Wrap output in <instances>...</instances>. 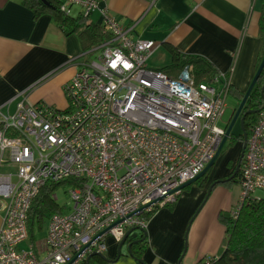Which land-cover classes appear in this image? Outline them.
Wrapping results in <instances>:
<instances>
[{
    "label": "built area",
    "instance_id": "2783aa9c",
    "mask_svg": "<svg viewBox=\"0 0 264 264\" xmlns=\"http://www.w3.org/2000/svg\"><path fill=\"white\" fill-rule=\"evenodd\" d=\"M106 2L60 6L66 15L70 8L84 17L97 12L109 37L79 55L63 87L66 108L21 102L13 115L0 110V151L14 168L0 174V264H79L89 253L102 254L107 238L120 242L131 229L145 230L148 216L175 203L178 188L204 170L225 136L231 118L218 124L227 109V78L197 81L191 65L172 75L150 69L154 42L133 40L132 28L120 25ZM237 175L231 220L244 204L264 199V108L249 129ZM67 180L77 183L67 187L69 208L48 219L32 246L33 199L45 184ZM51 198L56 202L55 193ZM23 243L28 250L19 249Z\"/></svg>",
    "mask_w": 264,
    "mask_h": 264
},
{
    "label": "crops",
    "instance_id": "0c3cea01",
    "mask_svg": "<svg viewBox=\"0 0 264 264\" xmlns=\"http://www.w3.org/2000/svg\"><path fill=\"white\" fill-rule=\"evenodd\" d=\"M105 5L120 25L132 28L133 40L154 42L153 54L160 49L170 57L169 46L180 54L205 59L227 78L228 95L240 104L261 52L259 22L264 0H107ZM89 21L98 25L99 14L92 13ZM84 53L79 38L66 35L50 15H34L19 0H0L2 113L13 115L21 102L64 110L63 87L75 75L79 55ZM4 153L0 151V160ZM232 161L230 170L238 160ZM6 162L0 163V170L10 165ZM226 169L225 164L213 173L212 167L208 179L193 183L198 187L191 184L179 192L174 204L153 212L145 230H134L137 237L130 236L135 241L145 233L140 253L143 264H200L223 253L226 235L219 216L235 207L239 188L232 193L216 185L209 189L228 177ZM1 219L0 208V226ZM118 244L111 237L106 239L102 255L109 264H139L127 254L126 242L116 261ZM89 264L108 263L93 257Z\"/></svg>",
    "mask_w": 264,
    "mask_h": 264
},
{
    "label": "trees",
    "instance_id": "16d2710c",
    "mask_svg": "<svg viewBox=\"0 0 264 264\" xmlns=\"http://www.w3.org/2000/svg\"><path fill=\"white\" fill-rule=\"evenodd\" d=\"M21 5L31 10L34 15L48 14L53 21L60 27L66 35H76L81 43L83 51L97 47L107 40L108 33L101 26L93 24L89 21V16L84 17L83 14L77 12L66 15L60 11V6L65 0H19ZM259 31L261 35L262 45L259 58L256 63V71L264 56V5L259 22ZM170 55V64L163 70H158L166 75L171 72L181 70L183 67L191 65L193 74L197 81L203 78L216 76V69L205 59L197 56H188L178 53L173 48L167 46ZM264 94V68L261 71L258 80L246 102L247 108L252 109L255 113L249 117V123L245 124L244 130L247 135L250 127L255 123L258 113L262 107L261 90ZM230 91V90H229ZM241 137V135H240ZM210 170L202 177L206 179ZM228 175L226 180H222L219 184L228 185L236 180L238 184V175L230 179L232 175ZM203 180V182H204ZM76 180H67L56 184H45L33 199L27 214V229L29 243L33 246L40 232L43 229L45 221L54 214L64 213V208L59 207L51 196L56 190L62 186L69 187L76 185ZM218 185V184H217ZM150 216H148L149 218ZM221 224L225 227L226 244L223 253L213 260L212 264H264V199L262 201H249L244 204L235 220H231L226 215L219 216ZM137 244H133L135 240L129 236L126 244H131V257L141 264V254L145 246L144 235L139 236ZM42 238V237H40ZM39 238V239H40ZM141 261V262H140ZM82 264V263H81ZM85 264V263H84Z\"/></svg>",
    "mask_w": 264,
    "mask_h": 264
},
{
    "label": "rangeland",
    "instance_id": "374dc122",
    "mask_svg": "<svg viewBox=\"0 0 264 264\" xmlns=\"http://www.w3.org/2000/svg\"><path fill=\"white\" fill-rule=\"evenodd\" d=\"M77 11L73 8L72 9V13H76ZM95 19V14L94 16L91 17V20ZM98 53H95V54H92L91 56L88 57V59L90 61H94L96 60V57L98 56ZM170 64V57H168V55L166 53H163L162 51L160 52V49H157L155 51V53L149 58V60L147 61V65L150 69L152 70H163L164 68H166L168 65ZM225 103H226V112L224 113V115L222 116V119L221 121L219 122L218 126L223 128L229 121V119L231 118V115H232V110H235L239 104H237V101L236 99H234L233 96H231L230 94L226 97V100H225ZM240 133L242 134L241 132V128H240V121L237 120L236 123L234 124V126L232 127V130H231V133L229 135V138L226 140L218 158L216 159L215 161V164L213 166V173L216 172V170H222L224 169V166L225 164L227 163V168L226 169V172L227 170L230 171V168L233 164V159L235 160H238L239 158V151L240 149L242 150V147H240V145L237 143V142H234L232 141V139L234 140H239V138L237 137L238 135H240ZM3 159L5 161H8L9 162V153L6 151L3 155ZM10 164V163H8ZM7 167V168H6ZM5 168L1 169L0 171H7V170H10V171H13L14 168H9L10 165L6 166ZM210 171V172H211ZM210 174V173H209ZM209 175L207 176L206 179H208ZM221 180L219 181H222L223 178H220ZM204 179H199V181H203ZM225 180V179H224ZM218 181V180H217ZM198 184H193L192 186L190 187H198L197 186ZM237 182L236 180H234L233 183H229L228 185H221V184H218L216 185L215 187H221L229 192H234L237 188ZM230 193V194H231ZM56 204L59 206V207H67V204L70 202V199H69V195H68V188L67 187H62L60 186L56 192ZM69 208V207H67ZM225 214L227 217L230 218V212L229 213H223ZM46 229H47V220L45 221L44 223V226H43V229L42 231L40 232L41 235L38 236L37 241H41L45 235V232H46ZM137 233H139V231H136ZM135 233V232H134ZM42 237V238H40ZM40 238V239H39ZM19 249H22V250H28V245L27 243H23L21 244V246L19 247Z\"/></svg>",
    "mask_w": 264,
    "mask_h": 264
},
{
    "label": "water",
    "instance_id": "95a60500",
    "mask_svg": "<svg viewBox=\"0 0 264 264\" xmlns=\"http://www.w3.org/2000/svg\"><path fill=\"white\" fill-rule=\"evenodd\" d=\"M42 2H43L44 4H47L45 0H42ZM263 68H264V56H263V58H262V60H261V63H260V65H259L257 71L255 72V75H254L252 81L250 82V84H249V86H248V88H247L245 94L243 95L240 104L238 105L237 109L235 110V112H234V114H233V116H232V118H231V120H230V122H229V124H228V126H227V128H226L225 136L223 137L222 142H221V144H220L218 150L216 151V154H215L214 158L212 159V161H211V162H210V163L204 168V170H203V171H202V172H201V173H200V174H199L194 180H192V181H190V182H187V183L183 184L182 186H180V187L178 188L177 191L180 192V191H182L183 189H185L186 187H188V186H190L191 184H193V183H195L196 181H198V180H199L200 178H202V177H203V176H204L209 170H211V168L214 166L215 161H216V159L218 158V156H219V154H220V152H221V150H222V148H223V146H224L226 140L229 138V135H230V133H231L232 127L234 126V124H235V122H236V120H237V118H238L240 112L244 109L245 104H246V102H247V100H248V98H249V96H250V93H251V91L253 90V88H254V86H255V83H256V81L258 80V77H259L261 71L263 70ZM261 97H262V107H261V109H262V108H264V94H263V89L261 90ZM249 113H255V111H249V112H246L245 115H248ZM240 128H241L242 138H243L242 150H241L240 156H239V158H238V162H237V164H236V166H235V168H234V171H233V173H232L230 179L233 178L234 176H236L237 173H238V170H239V167H240V162H241V159H242L243 151H244L245 144H246V140H247V135H246V133H245V131H244V128H243V120L240 121ZM225 180L228 181L227 178H226ZM220 182H221V181H215V182L211 185L209 191L211 190L212 187H214L215 185L219 184ZM133 232H134V230H132V229L129 230V231H127V232L124 234V237L122 238V240L119 242V244H118V248H117L116 261H117V259H119L120 256H121V249H122V247L124 246V244H125L127 238H128ZM142 234L145 236V233H144V232H142ZM132 237H133V238H136L137 235H136V234H132ZM141 241H142V240L134 241L133 244L138 243V242H141ZM126 249H127V254L130 255V254H131V244L128 245V246L126 247ZM93 257H97V258H99L100 260H102L103 262H106V263H108V264L111 263V261L106 260L105 257H104L101 253H98V252H92V253H89V254L85 257L84 260H85L86 264H89L90 259L93 258ZM112 262H113V261H112ZM140 262H141V261H140ZM141 264H143V263L141 262Z\"/></svg>",
    "mask_w": 264,
    "mask_h": 264
},
{
    "label": "flooded vegetation",
    "instance_id": "af4514ba",
    "mask_svg": "<svg viewBox=\"0 0 264 264\" xmlns=\"http://www.w3.org/2000/svg\"><path fill=\"white\" fill-rule=\"evenodd\" d=\"M237 109V108H236ZM235 109V110H236ZM234 110V111H235ZM249 111H254V110H252V109H248L247 108V105L245 104V107H244V109L240 112V114H239V116H238V118H237V120H239V121H241V120H243V126L245 125V124H247V123H249V121H250V119H249V117L252 115V113H249L248 115H245V113L246 112H249ZM236 120V121H237ZM236 123V122H235ZM244 128V127H243ZM245 131V130H244ZM245 133H246V131H245ZM240 135H241V137H240ZM240 135H238L237 137L239 138V140H234V139H232V141H234V142H237L239 145H241L242 143H243V138H242V134L240 133ZM246 135H247V133H246ZM247 137H248V135H247ZM241 153V152H240ZM239 153V154H240ZM240 156V155H239ZM238 162V161H237ZM237 162H236V164H237ZM236 164L234 165V167L230 170V172L229 173H231V171L232 170H234V168H235V166H236ZM228 164L226 163V166H227ZM233 172V171H232ZM230 175V174H229ZM224 180V179H223ZM219 181V180H218ZM84 261V260H83ZM83 261H81L79 264H83Z\"/></svg>",
    "mask_w": 264,
    "mask_h": 264
}]
</instances>
